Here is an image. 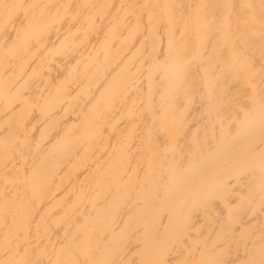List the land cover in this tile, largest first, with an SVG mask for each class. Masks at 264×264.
Returning a JSON list of instances; mask_svg holds the SVG:
<instances>
[{
  "label": "bare ground",
  "instance_id": "bare-ground-1",
  "mask_svg": "<svg viewBox=\"0 0 264 264\" xmlns=\"http://www.w3.org/2000/svg\"><path fill=\"white\" fill-rule=\"evenodd\" d=\"M0 264H264V0H0Z\"/></svg>",
  "mask_w": 264,
  "mask_h": 264
}]
</instances>
